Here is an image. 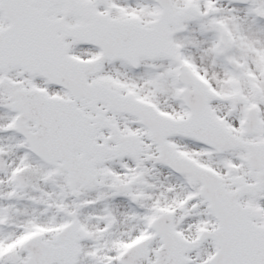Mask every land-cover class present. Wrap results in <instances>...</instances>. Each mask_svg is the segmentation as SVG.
<instances>
[{
  "label": "snow or ice",
  "instance_id": "6c2138e0",
  "mask_svg": "<svg viewBox=\"0 0 264 264\" xmlns=\"http://www.w3.org/2000/svg\"><path fill=\"white\" fill-rule=\"evenodd\" d=\"M0 264H264V0H0Z\"/></svg>",
  "mask_w": 264,
  "mask_h": 264
}]
</instances>
